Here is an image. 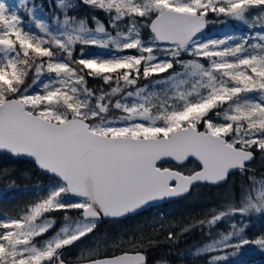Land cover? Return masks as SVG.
<instances>
[{
  "label": "snow or ice",
  "instance_id": "6c2138e0",
  "mask_svg": "<svg viewBox=\"0 0 264 264\" xmlns=\"http://www.w3.org/2000/svg\"><path fill=\"white\" fill-rule=\"evenodd\" d=\"M79 4L94 14L70 15V0H0V153L49 180L22 215L0 219V264H148L121 244L76 261L65 253L105 220L237 174L246 179L235 196L165 239L175 246L199 229L207 242L189 255L205 264H228V249L249 244L264 250V235L250 240L230 219L264 218V172L252 167L264 160V0ZM210 15L249 31L205 37ZM222 221L230 230L213 233Z\"/></svg>",
  "mask_w": 264,
  "mask_h": 264
},
{
  "label": "trees",
  "instance_id": "16d2710c",
  "mask_svg": "<svg viewBox=\"0 0 264 264\" xmlns=\"http://www.w3.org/2000/svg\"><path fill=\"white\" fill-rule=\"evenodd\" d=\"M11 1L14 0H7V2ZM36 2L39 3L40 0H36ZM70 2L74 5L70 15H75L77 18H89L94 14L92 9L80 5L79 0H70ZM45 6L47 7V2ZM226 21L228 18L210 15L205 36L212 34L214 37H221L224 35L227 31ZM229 22L235 28H239L237 21L229 19ZM93 50L86 49V51ZM101 84L102 81L99 79L89 80V86L94 89H99ZM105 89L107 90V86ZM117 114L112 113V115ZM165 166L176 167L172 163ZM194 166V164H187L183 170L188 171ZM252 167L259 178L260 173L264 172V160L258 155ZM245 179L237 174L232 176L229 183L223 188L207 185L196 186L186 197L170 202L167 206L156 211L154 215H145V220L141 216V219L104 221L99 224L95 235L89 237L88 240L92 241V248H99L102 254H111L115 244H121L125 251H142L148 258V264H205L203 259H195L189 255L192 246L207 242V236L203 232L194 229L191 233L181 236L175 246L166 241V234L169 230L179 233L182 227L206 218L210 210L221 208L226 194L232 193L235 196L236 190L244 184ZM48 184L49 180L32 162L14 159L8 154L0 153V219L5 216L15 218L22 215L28 205L45 194ZM239 218L240 216L237 215L230 219L240 226H246L245 235L250 240L264 235V218L257 215L245 216L241 221ZM140 220L150 224L154 223L155 226L153 229L146 227V232L135 231L134 228L137 227L135 224ZM217 230L228 232L230 230L229 222H220L213 229V233ZM122 232H125L126 236H120ZM140 241H143L142 245L139 243ZM133 242L137 244L135 249L132 247ZM227 251L229 254L228 264H264V250L256 245L249 244L239 250L228 249ZM234 255H239L240 258H234Z\"/></svg>",
  "mask_w": 264,
  "mask_h": 264
},
{
  "label": "flooded vegetation",
  "instance_id": "af4514ba",
  "mask_svg": "<svg viewBox=\"0 0 264 264\" xmlns=\"http://www.w3.org/2000/svg\"><path fill=\"white\" fill-rule=\"evenodd\" d=\"M170 203V202H169ZM169 203H166V204H163V205H160V206H157V207H153V208H150V209H147L145 211H142L138 214H135L133 216H129L128 218H125V219H121V220H128V219H141V216L142 218L145 220L146 216H150V215H154L156 211H158L159 209H162L163 207L167 206ZM142 214V215H141ZM113 221V220H111ZM120 221V220H118ZM104 222V221H103ZM137 227L134 228L135 231H138V232H146V227H151V229L154 228L155 224L154 223H147L146 221H142L140 220L138 223L135 224ZM120 236H126L125 232H122V235ZM82 249H92V241L91 240H88L86 239L82 244H78L76 247H73L71 250H68L66 251L65 255H66V258L67 259H70L72 261H76L79 257H80V253H81V250Z\"/></svg>",
  "mask_w": 264,
  "mask_h": 264
},
{
  "label": "rangeland",
  "instance_id": "374dc122",
  "mask_svg": "<svg viewBox=\"0 0 264 264\" xmlns=\"http://www.w3.org/2000/svg\"><path fill=\"white\" fill-rule=\"evenodd\" d=\"M9 4H16L17 3V0H14L13 2H8ZM229 19L228 18V21H226V25H227V31L224 33V35L226 33H231V34H235V36L237 38H239L240 36H243V35H246L249 31L248 27L245 26L243 23L241 22H238V25H239V28H235L233 25H231V22H229ZM224 35H221V37H223ZM205 37H213V38H218V37H214L212 34H209V35H206ZM93 51H102L100 49H94ZM244 217H240L239 220H243ZM252 245V244H251ZM234 258H240L239 255H234ZM248 264H253V263H248Z\"/></svg>",
  "mask_w": 264,
  "mask_h": 264
},
{
  "label": "water",
  "instance_id": "95a60500",
  "mask_svg": "<svg viewBox=\"0 0 264 264\" xmlns=\"http://www.w3.org/2000/svg\"><path fill=\"white\" fill-rule=\"evenodd\" d=\"M207 30H208V26H207V28L205 29L204 34L207 32ZM1 154H6V153H1ZM9 156H10V155H9ZM11 157H13L14 159H23V160H27V161L32 162L30 159H28V158H24V157H14V156H11ZM170 163H172V164H174V165L176 166V162H169L168 164H170ZM253 163H254V162H253ZM201 185H204V184H201ZM198 186H200V185H198ZM207 186L216 187V186H213V185H207ZM195 187H196V186H195ZM193 188H194V187H193ZM190 192H191V191H190ZM190 192L187 193V194H185L183 197H177V198H172V199H168V200H164V201H157V202H154L153 204H151L150 206H147V207H146L144 210H142V211H145V210H147V209H150V208H153V207H157V206H160V205H163V204L169 203V202H173V201L180 200V199L186 197L187 195H189ZM142 211H141V212H142ZM131 216H133V215H131ZM122 219H125V218H122ZM105 221H111V220H105Z\"/></svg>",
  "mask_w": 264,
  "mask_h": 264
}]
</instances>
